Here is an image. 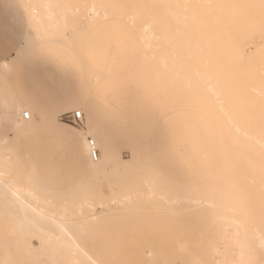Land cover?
Instances as JSON below:
<instances>
[{"label": "rangeland", "instance_id": "obj_1", "mask_svg": "<svg viewBox=\"0 0 264 264\" xmlns=\"http://www.w3.org/2000/svg\"><path fill=\"white\" fill-rule=\"evenodd\" d=\"M24 1L29 2L27 11L34 28L30 29V44L56 41L73 48V71L84 74L89 85L101 88L94 94L87 89L73 92L66 83L57 84L63 101L71 100L73 106L79 101L86 109L82 112L84 121L78 125L66 120L78 110L73 106L49 111L43 116V127L53 131L52 146L70 150L68 154L61 152V157L55 150L40 153L56 156L30 157L36 152L29 146L40 143L35 140L38 134L26 125L35 123L34 112L31 120H19V124L17 121L18 127L26 126L16 138L12 128L0 126V133H13L9 141L0 142V167L13 172L11 177L16 180L28 179L33 187L46 192L42 196L50 201L47 205L50 210L60 212L65 204L72 202V221L87 222V233L81 240L103 264H175L176 261L192 264L194 257L203 264L210 261L209 264H216L206 259L209 258L206 243L211 241L212 232L215 235V220L189 217L187 211L206 208L214 185L211 175L222 155L224 137L213 118L197 112L189 103L191 90L183 79L190 82L192 78L184 73L182 51L174 50L175 56L171 52L163 55L157 47L159 40L148 42L142 34L147 25H151L155 35L163 33L166 16L182 11L181 0H59L68 9L80 8L87 15L91 2L97 1L99 14L82 21L73 10L70 12L73 21H60L57 30L49 27L44 30L41 24L34 23L31 13L34 7L42 10L41 0ZM44 12L47 10L42 13L48 26ZM133 13L137 15L134 17ZM174 60L180 66H174ZM3 84L17 94L8 79ZM107 103L113 110L104 105ZM27 110L19 113L20 119ZM181 111H184L181 117L173 115ZM87 113L91 115L89 121ZM101 114L106 118L105 123L100 120ZM173 119L178 122L174 127ZM52 121L73 128L79 135L64 134L63 127ZM87 126L95 137L98 158L102 157L105 162L111 160L104 172L94 169L91 151L86 150L81 138L82 134L87 140L93 139L85 131ZM105 150L112 151L114 156L104 155ZM230 171L228 167L223 168L218 176L228 175ZM147 186L155 192L154 198H146L150 192ZM85 192H88L86 198L102 202V206L93 210L85 206L79 215L76 209ZM167 193L171 194L170 206L161 197ZM193 199H201V203H194ZM92 214L96 217L92 218ZM9 220V217H0V264L3 258L7 259L6 264H59L54 262L48 243L32 239V247L27 250L19 236H11L13 222ZM36 225L48 234L56 230L49 221L37 220Z\"/></svg>", "mask_w": 264, "mask_h": 264}, {"label": "bare ground", "instance_id": "obj_2", "mask_svg": "<svg viewBox=\"0 0 264 264\" xmlns=\"http://www.w3.org/2000/svg\"><path fill=\"white\" fill-rule=\"evenodd\" d=\"M96 2H89L87 15L74 4L75 8L68 9V5L59 0H41L42 10L34 7L31 16L44 30L47 27L57 30L60 21H73V15H70L73 10L78 13L76 18L82 21L98 16ZM98 3L100 5V1ZM181 5L180 13L170 12L166 16L163 33L155 35L151 25H147L142 34L148 42L158 39L157 47L163 55L171 52L175 56L174 50L182 51L184 73L192 78L190 82L183 79L191 90L189 103L197 112L213 118L224 137L222 155L211 171L214 185L206 208H194L187 214L189 217H210L216 222L213 227L215 235L212 232L215 238L206 243L207 260L216 264H264V0H181ZM43 10H47L44 16L49 20L48 26L44 24ZM133 14L134 17L137 15ZM176 60L172 64L180 66ZM196 97L198 101H195ZM76 107V112L85 111V105L81 103ZM27 112L33 114L30 108ZM25 113L22 114L23 121H26L23 118ZM62 127L64 134L79 135L69 126ZM85 131L92 136L89 126ZM81 138L88 152L91 151V141L96 146L94 137L87 140L81 134ZM101 158L96 162L91 158L98 172H104L107 163L111 162ZM226 167L230 168V173L218 176ZM12 173L0 167V217H9L13 222L10 235L19 236L27 250L32 247V239L48 243L54 262L59 264H103L82 242L81 236L87 233V222L72 221V202L65 204L60 212L50 210L47 207L50 201L42 196L47 195L46 192L33 187L28 179L16 180L11 177ZM147 188L150 192L146 198H154L155 192L150 186ZM173 189L174 185L171 186ZM86 196L88 192L77 206L79 215L83 214L85 206L92 210L102 206V202L95 203ZM170 196L168 193L161 196L168 206L171 205ZM200 201L193 199L194 203ZM37 220L49 221L56 230L48 234L37 227ZM207 220L210 222L209 218ZM3 259L1 264H6L7 259ZM192 264L203 263L194 257Z\"/></svg>", "mask_w": 264, "mask_h": 264}, {"label": "crops", "instance_id": "obj_3", "mask_svg": "<svg viewBox=\"0 0 264 264\" xmlns=\"http://www.w3.org/2000/svg\"><path fill=\"white\" fill-rule=\"evenodd\" d=\"M28 3L24 0H0V126L2 128H12L15 131L14 137H17L26 125H29L30 129L38 134L35 140L40 141V143L29 146L31 150L36 152V154H31L30 157L56 156L40 153L42 150L58 151L59 157H61L62 153H69V148L64 146L53 147V131H47L42 125L43 116H46L49 111H59L73 106L71 100L63 101L58 95L57 84L59 82L66 83L73 92H82L87 89L94 94L98 93L97 91L101 87L89 85V80L84 74L73 71V61H71L73 48L56 41L47 42L44 40L37 45L30 44V29L34 28L31 27L29 20ZM5 79H8L11 87L13 85L17 89V94L10 91L3 84ZM77 103L80 102L77 101L74 104V109L77 108ZM104 105H109V109L113 110L110 103ZM26 108L33 110L32 119L35 120V123L18 127L17 121L18 123L19 120L23 121L22 118H19V113ZM25 112L27 111L22 112V114ZM182 112L184 111L173 112V115L181 117ZM86 115L88 121L91 120V115L89 113ZM104 118L101 114L100 120L103 123L106 122V118ZM121 119L123 120L122 117H120ZM66 120L69 121L70 117H66ZM177 120L183 122L182 118ZM172 122L173 127L175 123L178 124L174 119ZM52 123L63 126L54 121ZM170 133H173L171 128ZM12 135L13 133L10 132L0 133V142L4 139L9 141ZM118 141L122 142L120 140L116 142ZM63 150L65 151L63 152ZM104 155L114 156L110 150H105Z\"/></svg>", "mask_w": 264, "mask_h": 264}, {"label": "built area", "instance_id": "obj_4", "mask_svg": "<svg viewBox=\"0 0 264 264\" xmlns=\"http://www.w3.org/2000/svg\"><path fill=\"white\" fill-rule=\"evenodd\" d=\"M70 117V122L74 123V124H82L84 121V115L82 112H74L70 115H68ZM31 117V115L27 112L24 114L23 118L25 120H29ZM90 147H91V157L93 160H97L99 157V152L98 149L96 148L94 142L91 141L90 143Z\"/></svg>", "mask_w": 264, "mask_h": 264}, {"label": "snow or ice", "instance_id": "obj_5", "mask_svg": "<svg viewBox=\"0 0 264 264\" xmlns=\"http://www.w3.org/2000/svg\"><path fill=\"white\" fill-rule=\"evenodd\" d=\"M175 264H180V262L179 261H176Z\"/></svg>", "mask_w": 264, "mask_h": 264}]
</instances>
